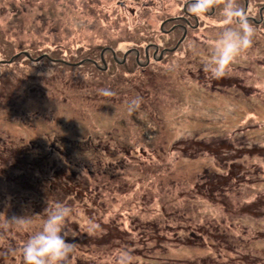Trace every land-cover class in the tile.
I'll return each mask as SVG.
<instances>
[{
  "label": "rangeland",
  "instance_id": "rangeland-1",
  "mask_svg": "<svg viewBox=\"0 0 264 264\" xmlns=\"http://www.w3.org/2000/svg\"><path fill=\"white\" fill-rule=\"evenodd\" d=\"M237 3L247 17L264 7ZM188 6L0 0V160L6 148L21 164L48 155L36 185L23 183L26 194L47 192L46 204L0 177V264H23L24 243L56 204L71 210L67 264H119L124 253L133 264H264L262 178L238 182L227 172L235 165L241 178L258 163L264 173V29L249 21L252 47L217 82L204 66L223 31V5L195 16L179 49L147 64L146 45L163 47ZM7 163L13 177L23 172ZM43 175L55 178L50 191ZM54 181L61 189L51 190Z\"/></svg>",
  "mask_w": 264,
  "mask_h": 264
},
{
  "label": "clouds",
  "instance_id": "clouds-1",
  "mask_svg": "<svg viewBox=\"0 0 264 264\" xmlns=\"http://www.w3.org/2000/svg\"><path fill=\"white\" fill-rule=\"evenodd\" d=\"M218 5H223L220 21L223 31L214 41L210 59L204 66L208 78L213 80L225 76L236 59L247 53L255 33L237 0H189L188 12L199 17ZM100 93L103 96L113 95L109 89H101ZM70 213L71 210L62 204H56L47 211L40 230L23 245V264H67L74 251V244L67 239L66 218ZM12 220L17 224L24 223L20 218ZM119 264H133L131 255L124 253L119 258Z\"/></svg>",
  "mask_w": 264,
  "mask_h": 264
},
{
  "label": "flooded vegetation",
  "instance_id": "flooded-vegetation-1",
  "mask_svg": "<svg viewBox=\"0 0 264 264\" xmlns=\"http://www.w3.org/2000/svg\"><path fill=\"white\" fill-rule=\"evenodd\" d=\"M248 2H249V0H245L246 7L249 4ZM184 10H185L186 14H184L182 16H177V17H173L172 18L175 23L173 24V26H172V28L170 30H166V31H168V34H166V36H170V38L164 40L163 47L160 48L159 47L160 45L159 44L156 45V43H154V42L148 43L146 45V48L143 51V56H144V59H145L147 64L149 62V58L150 57H152L153 59H157L158 60L159 58L156 57L157 55L160 56V57H164L165 56V52H175V51H177L179 49V47L182 45V43L185 42L188 39L189 33H190L189 28H194V27L198 26V24H199L198 18H195V15L189 13L188 9L185 8ZM247 11L248 10L246 9L245 12H247ZM258 15H259V17H255V16H252V15H249L248 16V20L249 21H253V22H255V23L259 24V25H262V27L264 29V7H261L259 9ZM190 19H195V22L197 24H194ZM182 21H184V22L182 23ZM169 22H172V21H169ZM163 23L165 24V20L162 21V25L160 27L161 30H163V28H164V24ZM173 43H176L174 48L171 47V45ZM103 52L107 53L106 57L110 56L112 59L113 58L116 59V56H115L113 50L108 51V50L105 49ZM140 55H141V53L138 50H136L135 51V55H134L136 61H138ZM101 61L103 63H106L103 55H101ZM123 62H124V60H123ZM222 78H224V77H222ZM214 81H216V80H214ZM215 87L217 88L219 86L216 85ZM237 87L244 91L243 86L239 85ZM244 93H245V91H244ZM121 147H122V149H121ZM130 147L131 146H129V148ZM118 149L119 150L121 149V152L124 153V154H126L128 152L127 150H125V147L123 145L119 146ZM255 155H257V154H255ZM258 155L261 156V157L257 156L258 159H261V161H264V152H261V154H258ZM214 156H215V154H214ZM119 160H121V159L119 158ZM227 168H228V171H227L228 172V178L229 179L230 178H234V179L238 180V182L240 181V179H244L245 177H247L246 179L249 180V176L253 177V174L254 175L260 174L258 176L259 178H262L261 179L262 184L260 185V187L262 189H264V173L262 171L263 167L261 165H258V163H253V165H248V168H249L248 170H246L245 166L242 167V169L244 170V175L241 178H240V176H238V171H237V170H239V167H235V165L229 164L227 166ZM102 169H103L102 173L106 175V167L104 166V164L102 165ZM240 174H242V173H240ZM43 177H44L43 179L46 180V181L47 180H52L51 178H48L45 175H43ZM258 177H256L255 180H259ZM206 185L207 186H211V183L207 182ZM261 192H262L261 194L264 195V191H261ZM262 202H264V198H263Z\"/></svg>",
  "mask_w": 264,
  "mask_h": 264
},
{
  "label": "trees",
  "instance_id": "trees-1",
  "mask_svg": "<svg viewBox=\"0 0 264 264\" xmlns=\"http://www.w3.org/2000/svg\"><path fill=\"white\" fill-rule=\"evenodd\" d=\"M6 149L7 150H3V152H2V154H5L6 157L3 158V160H0V162H1L0 177H1L2 180L5 181V185L8 187L7 189H15L14 187H16L19 184L17 186L18 193H23L26 196H32L33 198L31 199V201H32L31 203H34L35 202V204L37 206H40L42 203L43 204L44 203L45 204L48 203V200H46L47 197H48V195H47L48 193L47 192H45V193L41 192V193L38 194L37 192L32 191V190L29 189L30 192H28L26 194V186L24 185L26 179H27V181L34 180L32 182V184H34V185H36L37 179H41L40 169H43V167L45 166V164H44L45 161H43V159L45 158L46 159V162L48 160L47 153L44 150H41V152H38V154H35V159H36L37 163L31 160L30 162H27V163L22 162V164H21L18 161V159L16 158L15 155L8 156L9 155L8 154L9 153L8 152V148H6ZM55 151L60 152L62 154L68 155L66 152H62V151H59V150H52L51 151V156H53V153H55ZM23 154L25 155V153H23ZM124 157H125V155H121L120 159L123 160ZM15 158H16L17 161L14 160ZM7 162H9V163H14L15 162V163L19 164L20 166H22L21 168H22V171L23 172L17 174L16 177H13L12 176V170L14 168L10 167ZM42 164H44V165H42ZM41 165H42V167H41ZM39 175H40V177L37 178V176H39ZM22 178H23V182L20 184V181H22ZM52 180H55V178H53ZM52 180H47V181L46 180H43V183H46L47 184V188L45 190H49V183ZM71 180L73 181V178L72 177H71ZM59 184H62V183H58L56 181L52 182V184L50 186L51 190L54 191L59 186ZM13 185H15V186H13ZM64 185L66 187H68L71 184L65 183ZM58 189H61V188H57L56 191ZM31 192H35L36 194H33ZM74 192H75V194L77 193L76 191H74Z\"/></svg>",
  "mask_w": 264,
  "mask_h": 264
}]
</instances>
